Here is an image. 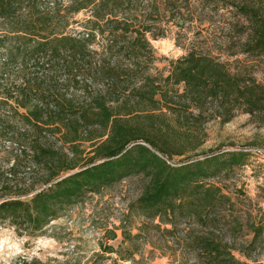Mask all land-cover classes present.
Returning a JSON list of instances; mask_svg holds the SVG:
<instances>
[{"label": "trees", "instance_id": "16d2710c", "mask_svg": "<svg viewBox=\"0 0 264 264\" xmlns=\"http://www.w3.org/2000/svg\"><path fill=\"white\" fill-rule=\"evenodd\" d=\"M171 32L183 53L159 68L151 40ZM217 33L223 48L211 43ZM239 54L264 56L262 0H0V106L9 108L0 120L22 124L0 172L30 191L42 184L2 199L0 224L36 239L75 200L135 178L142 187L126 216L136 210L170 234L184 222V247L207 264H246L240 248L190 227L242 226L211 179L249 151L194 158L206 124L264 114V83L228 60ZM117 230L130 236L125 221L105 229V252Z\"/></svg>", "mask_w": 264, "mask_h": 264}, {"label": "rangeland", "instance_id": "374dc122", "mask_svg": "<svg viewBox=\"0 0 264 264\" xmlns=\"http://www.w3.org/2000/svg\"><path fill=\"white\" fill-rule=\"evenodd\" d=\"M85 16L83 12L77 14V22L69 28L76 33L82 31L81 22ZM151 43L156 55L162 58L157 63L159 68L166 63V59L183 53V48L175 42L173 32L151 40ZM211 43L215 48L225 45L218 33L215 42ZM228 60L231 67L246 69L257 81L264 83V56L239 54ZM4 109L9 108L1 105L0 113ZM21 126L20 117L16 114L7 120H0V171L13 162L14 152L20 146L8 139ZM204 129L202 145L194 152L198 153L195 159L225 152L239 153L253 146L264 149V114L238 113L222 125L208 123ZM49 141L53 143L52 138ZM248 153L241 164L231 165L211 179L231 197L233 213L239 215L241 228L210 234L211 228L196 226L194 222L190 227L203 232L206 237L219 235L225 242L240 248L242 252L234 250L233 254L246 264H264V227L256 229L252 226V223H264V150ZM179 158L175 156L174 160ZM20 171L29 175L27 168ZM17 175L19 179L21 174ZM6 180L8 184L0 188V201L10 196L24 197L25 193L29 196L42 185L41 182L36 183L30 191L28 186L16 184L14 178L0 172V185ZM141 187L142 181L125 179L106 187L100 194H86L65 208L62 215L51 221L46 226L47 231L36 239L17 235L8 223L0 224V264H21V260H25V264H207L195 248L184 247L182 241L186 223L180 221L177 231L170 234L160 231L136 210L126 216L128 204L140 194ZM121 221H125L130 236L123 237L117 230V237L107 243L114 251L105 252L101 246L105 241V229L119 225Z\"/></svg>", "mask_w": 264, "mask_h": 264}, {"label": "built area", "instance_id": "2783aa9c", "mask_svg": "<svg viewBox=\"0 0 264 264\" xmlns=\"http://www.w3.org/2000/svg\"><path fill=\"white\" fill-rule=\"evenodd\" d=\"M246 151H253V152H257V151H261V150H264V149H261V148H248V149H244Z\"/></svg>", "mask_w": 264, "mask_h": 264}]
</instances>
